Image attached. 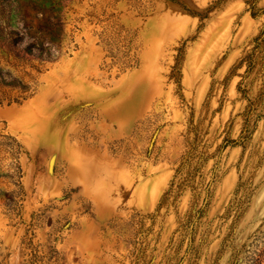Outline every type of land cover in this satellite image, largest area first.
<instances>
[{"label":"rangeland","instance_id":"obj_1","mask_svg":"<svg viewBox=\"0 0 264 264\" xmlns=\"http://www.w3.org/2000/svg\"><path fill=\"white\" fill-rule=\"evenodd\" d=\"M0 264H264V0H0Z\"/></svg>","mask_w":264,"mask_h":264}]
</instances>
